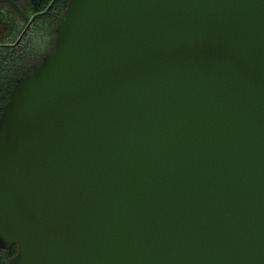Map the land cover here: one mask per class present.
I'll use <instances>...</instances> for the list:
<instances>
[{"label": "water", "instance_id": "1", "mask_svg": "<svg viewBox=\"0 0 264 264\" xmlns=\"http://www.w3.org/2000/svg\"><path fill=\"white\" fill-rule=\"evenodd\" d=\"M57 18L0 115L10 264H264V0Z\"/></svg>", "mask_w": 264, "mask_h": 264}, {"label": "trees", "instance_id": "2", "mask_svg": "<svg viewBox=\"0 0 264 264\" xmlns=\"http://www.w3.org/2000/svg\"><path fill=\"white\" fill-rule=\"evenodd\" d=\"M14 1L28 15L37 16L29 22L13 4L0 2V115L18 79L53 52L57 16L65 12L71 0ZM16 252L17 245L8 249L0 246V264H10Z\"/></svg>", "mask_w": 264, "mask_h": 264}]
</instances>
